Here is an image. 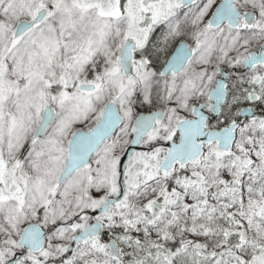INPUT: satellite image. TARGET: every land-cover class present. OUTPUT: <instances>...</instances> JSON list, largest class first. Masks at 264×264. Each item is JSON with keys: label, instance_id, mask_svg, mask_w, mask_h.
<instances>
[{"label": "snow or ice", "instance_id": "snow-or-ice-1", "mask_svg": "<svg viewBox=\"0 0 264 264\" xmlns=\"http://www.w3.org/2000/svg\"><path fill=\"white\" fill-rule=\"evenodd\" d=\"M0 264H264V0H0Z\"/></svg>", "mask_w": 264, "mask_h": 264}]
</instances>
